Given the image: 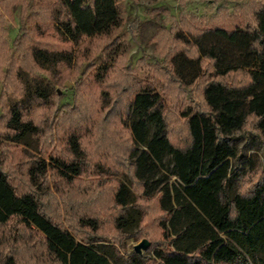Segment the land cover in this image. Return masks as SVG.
<instances>
[{
	"label": "trees",
	"instance_id": "obj_1",
	"mask_svg": "<svg viewBox=\"0 0 264 264\" xmlns=\"http://www.w3.org/2000/svg\"><path fill=\"white\" fill-rule=\"evenodd\" d=\"M57 3L51 21L61 43L77 45L85 38L109 35L119 26L115 0ZM250 16L252 23L217 24L188 33L177 30L171 39L159 38L162 47L171 50L170 73L178 85L185 87L178 74L180 62L192 67L195 82L203 76L205 59L211 64V78H215L201 87L204 109L190 107L180 112L188 136L185 145L171 142L162 95L150 83L126 88L131 96L120 123L130 137L126 160L131 176L122 173L112 191V203L118 211L112 226L115 233L135 235L145 217L140 200L154 198L162 214L157 225L164 245L153 249L160 264H264V168L260 179L241 191L240 177L255 167H248L233 136L251 117L256 119V129L264 133V3L254 7ZM29 52L33 64L46 71L59 63L70 66L74 57L67 50L32 47ZM117 54L94 73L98 84L104 81ZM237 72L247 75L245 84L232 86L219 79ZM20 82L21 99L8 107L3 125L0 121L3 139L24 151H36L40 128L26 120L25 114L37 102L49 103L52 93L44 82ZM66 146L68 160L51 156L47 162L32 157L26 168L31 190L17 191L0 169V226L15 219L24 229L37 231L46 252L58 264H112V254L118 256L114 246L103 244L98 237H75L42 212L32 190L42 187L49 169L67 184L85 171L86 155L75 132L66 137ZM238 162L244 164L240 169ZM76 222L93 232L99 227L94 215H81ZM107 245L110 252L105 250ZM4 264H14L13 257H6ZM127 264L148 263L131 253Z\"/></svg>",
	"mask_w": 264,
	"mask_h": 264
},
{
	"label": "rangeland",
	"instance_id": "obj_2",
	"mask_svg": "<svg viewBox=\"0 0 264 264\" xmlns=\"http://www.w3.org/2000/svg\"><path fill=\"white\" fill-rule=\"evenodd\" d=\"M115 1L119 26L109 35L85 38L73 45L61 43L54 32L51 11L57 8V0H0L1 125L8 107L22 97L20 80L29 85L32 81L44 82L52 93L49 103L37 102L25 114L26 120L40 128L36 151H24L21 146L5 141L0 125V169L7 173L17 191L31 190L26 168L32 157L47 162L51 156L68 160L66 137L75 132L86 155L85 171L67 184L49 169L42 187L32 189L42 212L58 220L75 237L84 240L98 237L103 244L114 246L118 256L111 253L112 264H127L134 253L133 247L142 239L150 247L139 255L148 264H160L153 249L164 245L157 225L162 214L154 198L140 200L145 217L135 235L115 233L112 226L118 212L112 203V191L122 173L131 176L126 160L130 137L120 123L131 96L125 92L126 88L130 84L150 83L162 95L171 142L185 145L188 136L180 112L190 107L204 109L201 87L215 78H211V64L205 59L203 76L195 82L192 67L180 62L178 74L185 87L178 85L170 73L171 50L164 49L159 38L171 39L177 30L188 33L217 24L231 27L236 23H252L251 11L264 0ZM32 47L72 51L73 61L70 66L59 63L51 71L41 70L31 60ZM115 52L118 54L112 68L98 84L93 79L94 73ZM219 79L228 85H243L247 75L237 72ZM233 136L248 167H255V171L240 177L241 191H246L262 176L264 133L256 129V119L251 117ZM236 164L238 169L244 166L241 162ZM133 187L138 190L135 181ZM81 215L98 216V230L80 227L76 220ZM106 249L111 251L108 245ZM8 256L13 257L14 264H58L46 252L40 234L24 229L15 219L0 226V264Z\"/></svg>",
	"mask_w": 264,
	"mask_h": 264
},
{
	"label": "water",
	"instance_id": "obj_3",
	"mask_svg": "<svg viewBox=\"0 0 264 264\" xmlns=\"http://www.w3.org/2000/svg\"><path fill=\"white\" fill-rule=\"evenodd\" d=\"M150 247V243L147 240L142 239L139 243L133 247L134 254H140L143 250Z\"/></svg>",
	"mask_w": 264,
	"mask_h": 264
}]
</instances>
